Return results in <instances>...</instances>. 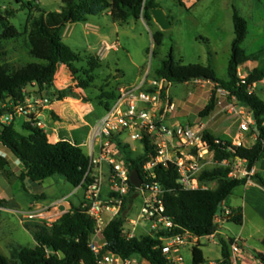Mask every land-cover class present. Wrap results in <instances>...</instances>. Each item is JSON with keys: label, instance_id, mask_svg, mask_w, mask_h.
<instances>
[{"label": "trees", "instance_id": "1", "mask_svg": "<svg viewBox=\"0 0 264 264\" xmlns=\"http://www.w3.org/2000/svg\"><path fill=\"white\" fill-rule=\"evenodd\" d=\"M15 1L21 4L22 9L31 11L28 49L30 54L40 61L28 62L20 67L9 62H2L1 59L6 54L3 42L20 37L22 32L11 22V18L16 14L15 10L0 11V112L6 107L24 102L26 94L23 90L32 84H36L41 92L46 91L50 97L60 66H72L83 60L80 53L64 42L63 33L67 24L87 21L91 15L110 11L114 21L121 24L126 23L130 17H134L144 18L152 27L155 25L152 9L160 6L155 0H64L61 10L47 12L36 4L37 0ZM177 1L180 5H185L188 0ZM34 11L38 12L37 16L32 14ZM232 19L235 36L232 40V52L226 78L218 77L210 63H185L183 60H177L173 46L161 60L153 76L154 79H163L169 84L188 83L195 80L212 82L215 86L209 101L198 114L200 118L208 117L216 110L219 88L226 89L231 98L235 97L240 103L251 108L255 115L252 132L257 136L255 143L251 146L233 144L204 130V139L214 151V159L221 163L240 158L245 161L248 174L242 177L232 176L229 167L205 170L200 180L205 183L217 181L216 187L188 190L178 183L179 173L174 166L157 165L154 168L156 174L154 180L164 189L161 199L166 208L165 214L174 222V227L166 232H160L157 236L143 234L128 237L124 226L128 217L127 204L134 195L132 192L125 196L120 213L104 231L106 240L104 252L108 250L122 258L138 254L148 264H170L161 246L162 241L159 238L161 235L178 234L185 230H189L197 237L214 234L213 228L217 227V210L220 204V215L224 219L242 225L244 223L243 208L224 206V204L236 188L246 185L249 181L264 187V177L261 174H250L264 159V98L254 91V86L264 81V63L254 67L245 78L239 75V67L248 61L258 59L264 49L257 53L247 52L243 43L249 33L248 20L240 15L235 6H233ZM165 35V32L159 29L152 31L153 56L160 55ZM88 63L86 76L74 78L75 86L82 90L94 86L95 70L101 66L98 57L90 58ZM167 89L166 85L162 89L163 98L166 96ZM149 90L154 89L149 88ZM59 95L61 98H80V94L75 92L73 86H70L69 92H60ZM116 96V90L113 89L100 95L105 110L109 109ZM22 128L23 131H20L15 121L9 124L0 123V144L12 152L25 167V171L18 177L22 183L26 179L42 183L49 177L61 175L76 189L89 180L86 174L90 157L83 145L68 138L51 141L43 128L31 122H25ZM116 140L121 148L122 157L128 162L130 172L138 170L143 175L144 164L156 153L155 143L145 136L140 141L143 151L137 152L130 148L129 142H123L119 138ZM8 165L7 158L0 155V169L10 177ZM134 189L133 186L132 190ZM226 209H230L231 214L226 216ZM26 227L36 240L35 247L10 243L9 255L0 252V264H98L97 256L89 246L94 221L81 207V202L77 205L72 204L70 210L50 227L43 225H27ZM219 241L222 246V258L219 263L234 264L231 245L235 242V238L220 237ZM262 243L264 246V239ZM254 255L264 264V251H257Z\"/></svg>", "mask_w": 264, "mask_h": 264}, {"label": "rangeland", "instance_id": "2", "mask_svg": "<svg viewBox=\"0 0 264 264\" xmlns=\"http://www.w3.org/2000/svg\"><path fill=\"white\" fill-rule=\"evenodd\" d=\"M159 3L169 15L172 26L166 30L162 29L154 20V26L150 27L144 18L136 19L130 17L129 20L121 24L114 21L110 11H105L98 15L89 16L87 21L69 23L64 29L63 39L73 50L80 53L83 60L71 65H61L51 89L50 104L41 109L40 112L32 113L28 119L25 114H15L14 119L17 128L23 131V124L31 122L38 125L41 121L45 126H56L60 128L79 126L75 133L79 142H83L91 126H94L98 119L104 115L105 107L103 99L100 97L108 90H117L121 85L139 84L147 75L149 80H153V73L160 65L161 60L166 56L173 46L174 54L177 60H183L185 63H211L220 78H226L228 65L232 52V37H234L233 25V6H235L240 15L248 20L249 33L243 43L244 48L249 53H257L264 49V0H189L185 5H180L177 0H155ZM43 10L59 11L64 5V0H37ZM13 9L16 11L11 22L22 32V35L16 39L3 42L6 54L2 57V62H9L16 67H20L28 62L37 61L28 49V30L29 17L31 11L22 9L21 4L15 0H0V11ZM38 15L37 11L32 13ZM159 29L165 32L164 45L161 47L160 55L153 56V38L152 31ZM117 42L119 48L107 51L100 58L101 66L95 70V83L93 87L82 90L75 86V76L85 77V71L89 67V60L97 55L102 42ZM72 68L76 69L74 71ZM242 76L248 74L247 67H239ZM70 86H73L75 92L80 94V98L60 97V92H69ZM214 84L207 80H195L188 83H173L169 85L166 94L170 100L175 103V109L167 114L166 121L170 124L189 123L192 126L207 130L215 137L229 140L237 145L241 141L243 145L251 146L256 141V134L252 132L254 119L251 108L240 103L229 94L221 96L217 92L216 110L208 117L200 118L199 112L209 101ZM33 90L36 85L27 86ZM254 91L264 98V81L254 86ZM218 95H220L218 98ZM161 109V108H160ZM14 111L13 107H6L3 111ZM163 110H160L162 113ZM249 129L242 130L241 124L245 120H250ZM11 121V122H12ZM9 124V123H8ZM46 127V128H47ZM61 138L73 139V132L68 134H59ZM130 148L137 152H142L143 147L139 141L129 142ZM218 167H229L232 176L242 177L247 174L246 163L240 159H232L220 164H209L207 170ZM260 173L264 177V159L261 160L256 168L250 174ZM110 168L104 167L103 198L108 200L112 196L109 183ZM54 179L59 183L52 190H47L49 197L69 196L73 193L69 182L61 175H56ZM53 179L45 181L43 188L53 182ZM21 180H16L14 191L19 199H23L28 209L29 193L21 188ZM208 188H215L217 181L206 183ZM6 187V180L0 174V189ZM264 187L241 186L236 188L234 194L229 198V203L240 205L244 212V223L242 225L233 221H225L223 216L216 220L217 228L222 233H217L213 240L212 237H201L204 244L202 248L196 249V254L190 249H182L186 264H193L196 257V264H205L201 261L202 251L206 259H211V264H219L217 259L222 254L220 237L229 239L231 237H241L245 243L239 242L241 248L239 254L240 264H262L256 258L242 257L244 248L249 252H262L264 249ZM82 194L80 190L78 194ZM81 199V197L79 196ZM81 202V201H80ZM79 202V203H80ZM72 203V204H79ZM143 197L136 193L127 204V227H131V219L138 218ZM7 216L12 223L15 222L13 216ZM225 221V222H224ZM222 225V226H221ZM0 222V231L3 229ZM6 229H3L5 232ZM216 232V231H215ZM148 234L147 225L140 221L137 225L136 235ZM135 235V236H136ZM192 242V241H191ZM190 242V243H191ZM19 243V242H17ZM189 243V244H190ZM188 244V245H189ZM0 252L9 255V247L0 244ZM9 245V244H8ZM23 245H28L24 242ZM2 246H5L4 248ZM198 246V245H197ZM6 248V249H5ZM262 250V251H260ZM233 262L235 264L234 253L232 251Z\"/></svg>", "mask_w": 264, "mask_h": 264}, {"label": "built area", "instance_id": "3", "mask_svg": "<svg viewBox=\"0 0 264 264\" xmlns=\"http://www.w3.org/2000/svg\"><path fill=\"white\" fill-rule=\"evenodd\" d=\"M118 48L117 42L111 43L104 40L97 55L103 57L107 51ZM148 75L149 72L139 84L119 86L116 90V98L97 123L91 126L85 140L79 142L77 138L74 139L75 143L85 147L90 157L86 174L89 180L84 185L77 187L69 196H62L47 204L22 211L26 220L50 227L70 210L72 196L82 189L81 207L94 221V230L89 240V246L96 254L98 264L135 263L133 257L122 258L111 251L104 252L106 248L104 231L120 213L125 196L132 192L142 195L143 205L139 217L131 219L130 230H126L127 224L124 226L128 237L136 235L137 225L140 221L146 223L148 234L153 236L174 227V222L165 214L166 208L161 199L164 189L159 182L154 180L156 179L154 168L157 165L174 166L179 173L178 183L181 187L195 190L208 188L207 184L200 180V176L207 170L209 164H220L214 159V151L204 139L202 128L189 123L170 124L166 121L167 114L175 109V103L170 100L168 93L165 98L162 97V89L166 81L163 79L149 80ZM239 75L241 78H245L240 71ZM149 88L154 90L150 91ZM23 91L26 94L24 102L12 105L14 111L0 112L1 124L10 123L18 113L27 115L31 120L35 117L31 118L30 114H38L51 102L47 92L44 91L46 92L44 96V92H41L38 86L33 90L26 87ZM218 91L221 96L229 94L224 88H219ZM160 108H163L162 113H160ZM250 122L251 116L249 121L245 120L241 124V129L248 130ZM38 125L44 130L47 127L41 121H38ZM145 136L155 143L156 153L144 164L143 175H141L143 182L140 187H136L131 182L128 162L122 157V151L116 138L123 142H140ZM241 144V141L237 142V145ZM105 166L110 168L108 179L112 196L108 200L103 198L106 182ZM133 186L134 190H132ZM229 214H231V210L226 209L225 215ZM220 216L218 214L216 220L218 218L220 220ZM159 238L162 241L163 252L170 264H185L182 249L191 241H195L197 236L189 230H185L178 234L161 235ZM231 248L234 258H236L241 251L236 240Z\"/></svg>", "mask_w": 264, "mask_h": 264}, {"label": "crops", "instance_id": "4", "mask_svg": "<svg viewBox=\"0 0 264 264\" xmlns=\"http://www.w3.org/2000/svg\"><path fill=\"white\" fill-rule=\"evenodd\" d=\"M167 15H168V13H167ZM63 35H64V33H63ZM234 36H235V33H234ZM233 38L234 37H232L231 40H233ZM99 58H102V57H99ZM37 61H40V60H37ZM31 62H33V61H31ZM263 63H264V52L260 54V56H259L258 59L248 61V62L244 63L243 65H241L240 67L246 66L247 67V71L249 73L254 67L259 66V65H261ZM172 84H168V87H169V85L172 86ZM219 96L220 95H218V98H221ZM247 107H249V106H247ZM251 113L253 115V112L252 111H251ZM78 128H79V126H72L70 128L69 127H66V128H63L62 127L59 130H57V127L56 126H48L45 129V131L47 132V134H48V136H49V138H50L51 141H58L59 139H61V137L59 136V134H64V133L68 134L70 132H73V140H74L76 138V136H77L75 133L78 131L77 130ZM0 151H1V156L7 158L8 162H9V165L7 166V170L10 172V177H8L0 169V174L6 180V187H3V188L0 189V201H2V202H0V222L3 225L2 226L3 229H6L5 232L3 231V229L0 231V244L5 245V246L6 245L8 246V244H10V243H17V242H19V244L23 245L24 242H27L28 245H24V246H27V247H35V245L37 244L36 243V240L34 239L32 233L27 229L26 226L27 225H37V223L35 221L26 220L25 217H24V215L22 214V211L32 209V208H34L37 205L47 204L48 202L59 198V197L51 198L46 193V189L47 190H52L54 188V186H56L59 183V180L54 179V177L56 175L47 178L45 181H47V180H49L51 178L53 179L52 180L53 182H51L47 186V188H43L42 187L43 184L45 183V181L42 182V183H39V182H34V181L30 180V179H26L24 181V183H21V188L25 192L29 193L30 200L29 201H26V202H29L28 203V206L29 207L27 209L26 204L24 203L23 199H19L16 196V192L14 191V188H13L14 185H15L16 180L19 179L18 178L19 175L23 171H25V167L23 166V164L21 163V161L12 152H10L9 150H7L1 144H0ZM244 186H248V187L256 186V187H259L260 188L261 185L258 184V183H255L254 181H249ZM71 187H72V191L74 192L76 189H74L72 185H71ZM80 190L82 191V194H79V196L81 197V199L79 198L78 195L77 196H76V194L73 195L72 198H71L70 207H71L72 203H79L82 200V198H83V190L82 189H80ZM80 190H78L77 194L79 193ZM35 195H39L41 197L35 198L34 197ZM229 198H228L227 202L224 204V206L229 205V206H232V207H241L240 205H236L235 206V205L229 203ZM3 214H8V215L13 216V218L15 219V222L12 223L11 220L7 216H3ZM225 221H227V220H225ZM218 232L221 233L219 231V229H217L214 234L209 235L207 237H212L213 240H215L214 237H215V235ZM234 238L237 241V243L242 242V241L245 243V241L241 237H234ZM5 246H2V247L4 248ZM202 246H204V244L201 242V237H197L195 241H192L189 245H187L186 247H184V249H186V248L187 249H190V251L192 253H195L196 254V249H199L200 250L202 248ZM260 251H262V250H260ZM263 251H264V249H263ZM200 252H201V255H200L201 261H204L205 264H211L212 263L210 261L211 259H206L203 256L202 251H200ZM254 254L255 253L249 252L245 248H244V252L241 253L242 257H246V258H254L255 257ZM132 257L135 260V263L134 264H148V262L145 259H143L138 254H135ZM221 258H222V254L217 259H221ZM256 260L257 261H260L258 259H256ZM234 261H235V264H240L239 254H237V257H236V259ZM193 264H196V257L193 260Z\"/></svg>", "mask_w": 264, "mask_h": 264}, {"label": "water", "instance_id": "5", "mask_svg": "<svg viewBox=\"0 0 264 264\" xmlns=\"http://www.w3.org/2000/svg\"><path fill=\"white\" fill-rule=\"evenodd\" d=\"M152 13H153V18H154L155 22L157 24H159V26L162 29L166 30L172 26L166 11L162 7L159 6V7L153 8ZM168 84H169V82H166L165 85L168 86ZM38 95H40V94H38ZM43 95L45 96L46 92H44ZM252 116H253V119H255L254 113ZM130 179H131L132 184L136 187H140L142 182H143V178L141 176V173L138 170H133L131 172ZM220 209H221V204L217 210V214H220ZM216 229H217V227L215 226L213 228V231H216Z\"/></svg>", "mask_w": 264, "mask_h": 264}]
</instances>
